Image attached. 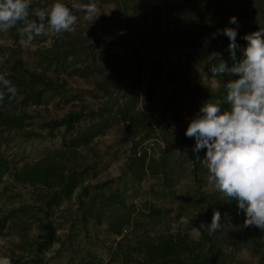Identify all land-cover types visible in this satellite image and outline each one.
Returning a JSON list of instances; mask_svg holds the SVG:
<instances>
[{"label": "trees", "instance_id": "trees-1", "mask_svg": "<svg viewBox=\"0 0 264 264\" xmlns=\"http://www.w3.org/2000/svg\"><path fill=\"white\" fill-rule=\"evenodd\" d=\"M96 1L99 8L112 5L121 13L126 26L135 17L131 11L133 0ZM53 2L33 0L30 13ZM61 2L71 7L74 2L86 4L87 0ZM155 2L149 39L180 50L183 66L202 69L207 80L216 81L215 89L203 83L190 85L187 73L177 72L175 66L161 77L159 58L154 64V75L159 85L172 86V92H166L160 101H155L150 86L140 93L142 60L133 67L129 65V60L122 59L114 48V38L101 40L93 21L85 19L84 12L74 10L78 17L74 31L51 34L49 44L44 49H36L29 61L18 48L23 25L18 24L6 32L13 46L2 48L5 53L1 55L0 74L18 91L14 98L6 94L0 102V143L9 133L22 138L42 137V132L32 127L42 116V128L48 136L63 132L61 144L40 159L15 165L0 153V185L4 177H8L12 185L42 189L33 202H11L0 215V234L13 233L17 238L4 254L12 264H42L45 248L56 240L59 247L64 246L75 231L88 232V221L99 219L107 209L123 211L118 223L109 226L110 232L119 238L108 247L107 264H251L248 258L254 264H264V231L243 226L245 216L235 200H229L213 185L205 189L210 184L209 172L202 162L205 152L194 154L195 140L185 136L189 120L205 102L218 103L222 111L229 109L226 85L237 77L213 75L210 71L221 59L229 67L233 63L227 51L228 38L219 32L226 27L237 29L236 43L240 45L237 60L241 59L242 49L247 44L243 36L264 29V0L255 1L254 14L250 7L253 0H234V9L213 22H210L207 0ZM230 17H236L238 25L231 24ZM30 19L35 16L30 14ZM181 20L186 22L185 26L178 25ZM170 21L174 22L173 29L168 27ZM42 38L36 37L37 41ZM65 74L87 77L85 82L92 87L96 104L82 100L62 114H52L45 105L56 96L65 97L68 88ZM184 94L189 95L185 102ZM170 113L172 115L168 116ZM113 127L137 137L123 162L132 185L154 177L157 181L149 189L157 193L172 188L177 178L191 176V187L178 201L177 216L195 212L197 237L182 228L169 227L157 236L144 230L136 241L122 235L123 223L135 212V205L128 198L137 191L126 193L111 178L90 180L97 175L98 163L96 154L93 158L84 152L85 149L93 151L95 138ZM148 140L152 141L151 145H142ZM64 202H73L76 207L70 233L59 240L56 229L63 225L58 218ZM67 208L68 205L64 211L70 210ZM214 210L220 211L223 227L210 235L208 224ZM145 216L151 225L164 219L162 209L153 203L148 205ZM94 258L87 253L73 264H102Z\"/></svg>", "mask_w": 264, "mask_h": 264}, {"label": "rangeland", "instance_id": "rangeland-1", "mask_svg": "<svg viewBox=\"0 0 264 264\" xmlns=\"http://www.w3.org/2000/svg\"><path fill=\"white\" fill-rule=\"evenodd\" d=\"M209 4V18L210 22L224 16L226 13L234 9V0H207ZM253 0L250 7L253 14L254 3ZM91 0H87V3ZM97 5V1L94 0ZM157 2L155 0H133L131 4V11L135 14L129 26H126L124 19L120 12H117L112 5H106L99 8V16L92 20L96 27V35L101 37V40L106 37H113L115 40L114 48H117L122 59L129 60V65L135 66L142 60L141 70V84L139 86L140 93H143L147 86L152 88L153 98L155 101H160L161 97L166 92L171 93L172 86L159 85V80L155 73L154 64L157 59L160 61L161 77H164L170 72L173 67H177V72L187 73L190 85L203 83L211 89L217 87L214 80H207L202 69L194 66L185 68L182 61V53L180 50L174 48L172 45H165L157 40L149 39V31L152 23V14L155 10ZM178 15V14H177ZM91 20V19H88ZM179 26H185L186 22L181 20L178 22ZM169 29H173L174 22L168 23ZM51 34H46L42 39H37L28 47L22 43V38L19 39L18 47L22 52V57L29 61L36 49H44L50 42ZM41 40V41H40ZM12 41L9 39L7 33L0 32V60L1 55L5 53L2 48L12 47ZM136 49V50H134ZM138 51V52H136ZM162 56V57H161ZM151 75H154L152 78ZM67 80V93L65 97L56 96L50 100L45 107H47L52 114H62L73 103L79 101H86L90 105L96 104V99L92 95L90 84L86 81L87 77L79 74L64 75ZM189 98L188 94L183 95V102ZM44 113V112H43ZM170 113L168 116H171ZM44 121L43 116L35 120L32 125L33 128L40 130L42 137L22 138L12 133L0 143V153L6 156L13 164L19 165L25 161H34L40 159L53 149L61 144V133L54 137L48 136L42 128ZM152 123L155 119L152 118ZM163 121L161 122V124ZM174 128L171 127L172 131ZM137 137H132L124 130L117 127L110 128L105 135L95 138L92 145V150L85 149L89 157L96 154L95 159L98 163L96 177H90V180L96 181L98 179L111 178L127 193L129 190H136V195L128 198L130 203L135 205V212L131 214L129 221L123 223L122 235L136 241L147 230L149 235L157 236L161 234L166 227L170 229L182 228L192 237L198 236L197 216L195 212L185 213L177 216L178 201L182 197L184 191L191 187V176L179 177L176 179L175 185L170 189H165L163 192H151L150 185L157 181L154 177H149L140 183V185H132L129 177L123 169L124 159L129 151V148ZM152 141H145L142 145H151ZM174 156V152L172 154ZM94 158V157H93ZM160 178V177H159ZM89 178L86 180L88 181ZM8 177H4L3 183L0 185V215L2 211L13 202L19 204L23 202L31 203L36 199L37 193H42V189L29 185L14 184ZM137 186H139L137 188ZM211 184L205 188L210 189ZM15 193H19L16 196ZM10 196V197H9ZM3 200H5L3 202ZM4 203V204H3ZM151 203L160 207L164 214V219L156 225H151L146 220L145 213L148 205ZM68 205L70 210L64 208ZM5 206V207H3ZM75 205L64 202L61 204L62 210L58 221H62L63 225L56 229L57 239H65L66 235L70 233L71 219L74 216ZM67 208V209H68ZM2 209V210H1ZM123 216V211L107 209L99 219H90L87 227L88 232H77L74 235L71 233L70 239L65 242L64 246L59 247L58 240L43 250L42 264H73L80 257L90 254V256L102 264H107L109 257L108 247L112 245L115 239L119 236L112 234L109 230L111 224L118 223V217ZM211 223V220H210ZM209 223V224H210ZM73 225V224H72ZM225 229V228H224ZM226 230V229H225ZM86 233V236H85ZM87 238V239H86ZM89 238V239H88ZM17 240L13 233L0 234V256L8 253L13 243ZM88 257V256H87ZM248 262L254 264L250 258Z\"/></svg>", "mask_w": 264, "mask_h": 264}, {"label": "clouds", "instance_id": "clouds-1", "mask_svg": "<svg viewBox=\"0 0 264 264\" xmlns=\"http://www.w3.org/2000/svg\"><path fill=\"white\" fill-rule=\"evenodd\" d=\"M32 2L0 0V32L6 33L22 24L20 35L25 47L36 37L74 31L78 21L74 10L84 12L85 19L95 20L99 16L94 0L86 4L74 2L71 7L54 0L50 6L30 13ZM30 14L35 19H30ZM229 21L238 25L236 17H230ZM219 34L228 38L227 51L233 63L229 67L221 59L210 71L213 75L237 77L226 85V103L230 107L222 111L218 103L205 102L189 120L185 136L195 140L194 154L205 152L202 162L209 172L208 182L229 200H235L245 216L243 226L264 231V29L243 36L247 44L239 60L237 29L226 27ZM17 91L0 74V102L6 94L14 98ZM196 158L200 157L196 155ZM221 220L220 211L214 210L208 224L210 235L222 229ZM0 264L12 262L9 257L0 256Z\"/></svg>", "mask_w": 264, "mask_h": 264}]
</instances>
